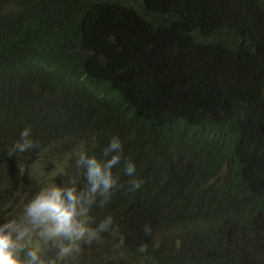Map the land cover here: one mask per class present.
Here are the masks:
<instances>
[{
    "label": "trees",
    "instance_id": "1",
    "mask_svg": "<svg viewBox=\"0 0 264 264\" xmlns=\"http://www.w3.org/2000/svg\"><path fill=\"white\" fill-rule=\"evenodd\" d=\"M113 137L118 186L88 213L111 228L63 259L37 230L22 261L264 264V0H0V226L42 188L87 192L78 154Z\"/></svg>",
    "mask_w": 264,
    "mask_h": 264
},
{
    "label": "clouds",
    "instance_id": "2",
    "mask_svg": "<svg viewBox=\"0 0 264 264\" xmlns=\"http://www.w3.org/2000/svg\"><path fill=\"white\" fill-rule=\"evenodd\" d=\"M34 147L37 145L31 139V129L25 128L14 150L23 153ZM122 154L123 146L117 137H113L105 147L104 160L80 152L76 165L78 169L85 170L84 176L90 185L87 192H78L75 186L63 188L52 185L42 188L24 206L19 221L12 219L0 226V264H37L40 255L38 249L27 252V261L19 258L24 247L22 242L37 230L39 237L46 243L55 244L60 237L68 241L67 245L60 248V259L73 250L79 253L80 242L99 240L100 234L107 232L113 225V217L107 216L97 228L92 229L88 226V213L97 194L103 198L101 207L111 199L119 180L118 176L113 175L112 169L121 162ZM124 171L128 176H133L135 164L126 161ZM142 183L140 180H130L131 191L138 190ZM144 232L150 234L151 227L145 225Z\"/></svg>",
    "mask_w": 264,
    "mask_h": 264
},
{
    "label": "rangeland",
    "instance_id": "3",
    "mask_svg": "<svg viewBox=\"0 0 264 264\" xmlns=\"http://www.w3.org/2000/svg\"><path fill=\"white\" fill-rule=\"evenodd\" d=\"M52 186V185H51ZM48 187H50V186H48Z\"/></svg>",
    "mask_w": 264,
    "mask_h": 264
}]
</instances>
